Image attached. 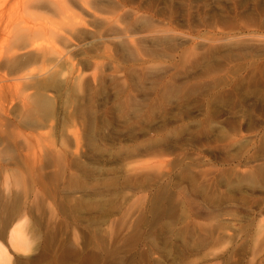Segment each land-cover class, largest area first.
Instances as JSON below:
<instances>
[{"label": "rangeland", "instance_id": "rangeland-1", "mask_svg": "<svg viewBox=\"0 0 264 264\" xmlns=\"http://www.w3.org/2000/svg\"><path fill=\"white\" fill-rule=\"evenodd\" d=\"M0 1L9 264H264V0Z\"/></svg>", "mask_w": 264, "mask_h": 264}, {"label": "bare ground", "instance_id": "bare-ground-1", "mask_svg": "<svg viewBox=\"0 0 264 264\" xmlns=\"http://www.w3.org/2000/svg\"><path fill=\"white\" fill-rule=\"evenodd\" d=\"M1 2V1H0ZM2 7V6H1ZM3 18V12L2 9L0 8V20ZM4 22V21H3ZM4 27V26H3ZM27 34H29L28 36H31L30 32H27ZM25 34H21V38L23 37V39H25L26 37H28ZM25 37V38H24ZM32 37V36H31ZM30 39V37H29ZM34 39V38H33ZM30 41V40H29ZM34 41V40H33ZM35 44V43H34ZM48 51V50H47ZM50 51V50H49ZM41 54V53H40ZM38 55V54H37ZM37 55L34 54H30L25 58H29L26 59L29 62L32 61L31 58H36ZM42 55V54H41ZM19 58V57H18ZM19 60V59H18ZM21 60V59H20ZM25 60V59H24ZM26 62V64H29V62ZM14 64L12 63L11 68L12 69H16V70H20L24 65V63L20 64L21 62H17L15 61V59L13 60ZM15 71V70H13ZM13 74V73H12ZM20 74V73H19ZM55 78V77H54ZM45 82V81H44ZM38 83V82H37ZM43 83V82H42ZM37 85V84H36ZM51 85V84H50ZM1 189V188H0ZM2 192V191H1ZM4 193V192H3ZM6 193V191H5ZM163 195V194H162ZM2 198V196H0V199ZM4 199H5V194H4ZM3 201V200H2ZM3 206V204H1ZM8 205V204H7ZM8 207V206H7ZM5 208V207H4ZM3 208V209H4ZM6 221V220H5ZM1 222V221H0ZM7 222V221H6ZM22 224V223H21ZM12 226V222L9 221L7 224H3L2 227L0 228V238H5L7 237L9 242L17 249H22V250H28L30 249V241L28 239H26V235L24 236L21 226L18 225L17 227H11ZM54 235V234H53ZM10 263V255L5 247V245L0 241V264H9Z\"/></svg>", "mask_w": 264, "mask_h": 264}]
</instances>
